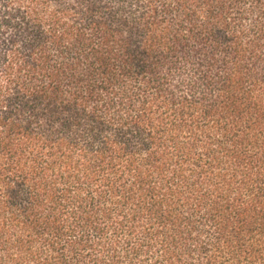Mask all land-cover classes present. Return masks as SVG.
Returning <instances> with one entry per match:
<instances>
[{
    "label": "trees",
    "instance_id": "obj_1",
    "mask_svg": "<svg viewBox=\"0 0 264 264\" xmlns=\"http://www.w3.org/2000/svg\"><path fill=\"white\" fill-rule=\"evenodd\" d=\"M0 264H264V0H0Z\"/></svg>",
    "mask_w": 264,
    "mask_h": 264
}]
</instances>
